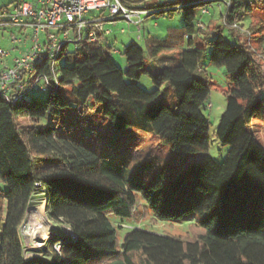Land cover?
<instances>
[{
    "label": "trees",
    "instance_id": "obj_1",
    "mask_svg": "<svg viewBox=\"0 0 264 264\" xmlns=\"http://www.w3.org/2000/svg\"><path fill=\"white\" fill-rule=\"evenodd\" d=\"M194 1H169L149 10L191 8ZM255 7L257 0H232L227 9L225 26L240 44L224 37L223 25L199 28L198 14L188 10L181 28L165 38L147 37L157 72L146 67V50L137 42L125 47L124 70L113 58V45L83 41L72 52L67 45L58 57L65 56L66 63L57 72L58 86L45 91L46 99L24 102L26 95L12 103L0 97V184L7 187L0 188L5 202L0 264H264V144L254 122L264 121V52L239 38L244 30L240 23L242 29L233 27L244 9ZM259 29L261 25L251 23L247 31ZM210 36L216 37L211 62L224 67L229 78L227 105L216 130L220 143L229 146L222 162L210 154V121L203 108L211 83L199 74ZM185 45L181 63L160 67L164 52ZM50 65L48 60L40 69L51 78ZM143 75L150 76L154 90L138 84ZM168 86L171 105L158 100ZM65 88L83 112L89 101L102 105L104 116L123 129V136L135 130L157 137L172 151L170 176L159 171L146 181L141 172L132 171L125 153L112 161L63 135L58 126L41 125L46 117L61 120L70 105ZM38 191L45 195L48 217L66 225L74 237L58 229L48 249L41 254L33 250L30 256L20 228ZM139 196L159 220L199 216L193 237L136 228L119 246L109 216L141 218Z\"/></svg>",
    "mask_w": 264,
    "mask_h": 264
},
{
    "label": "rangeland",
    "instance_id": "obj_2",
    "mask_svg": "<svg viewBox=\"0 0 264 264\" xmlns=\"http://www.w3.org/2000/svg\"><path fill=\"white\" fill-rule=\"evenodd\" d=\"M18 0H0V5H7L10 9L13 8ZM33 1V0H27ZM130 6V3H127ZM203 8H207L210 13L203 14L201 11ZM188 10H192L198 14L197 21H201L206 25L204 30H208L209 27H215L223 25V35L226 39L231 42H237L238 40L232 36L230 30L225 26V14L227 12V5L222 1H215L212 3H205L187 8L179 5L174 7L163 8L159 11L151 14L146 22L139 26L138 24L131 23L126 19H123L117 23V26H111L113 33L108 36L112 39L117 35L115 44L106 42L103 40V45H113V58L117 65L122 69L127 68L126 59L123 55L125 50V43H127L132 37H136L138 33L142 36L143 34L151 33L153 36L158 38H165L170 30L181 28L185 23V13ZM240 13L238 12V15ZM243 17L238 19V22L244 27V30H240L239 38L247 41L249 44L256 48L259 52H264V0H257V7L253 11L243 10ZM237 15V16H238ZM254 26L261 25V29L255 32L247 31L250 24ZM6 28L5 41H1L2 47L10 46V37L12 34H19L14 27L7 26L1 27ZM123 28L124 33L120 30ZM138 28H141L140 31ZM62 37V35H60ZM144 37V36H143ZM202 32L197 31L195 38L200 39ZM215 36H210L207 49L205 51V57L201 62L199 74L204 79H207L211 83V92L203 108L205 116L210 121V154L218 162L224 161L229 151V146H224L220 143L216 130L218 127L219 120L225 111L227 105L226 90L229 87V78L227 71L224 67H217L211 62V55L214 50ZM146 50V67L152 72H157L158 68L154 63L150 61L149 54L145 42L141 39L138 40ZM113 42V41H112ZM240 44V42H237ZM69 52L75 50V44L71 43L68 46ZM185 46L174 48L164 52L160 57V67L168 65H178L181 63L182 53ZM118 51L117 53L115 51ZM66 63L65 56L61 57L56 62L57 72L59 68ZM138 84L148 91L155 89L149 75H143L139 80ZM166 85L164 86V88ZM64 94L70 100V105L65 109L61 120L53 121L49 117L43 118L40 122L41 125H54L62 129V134L71 137L76 142H84L89 144L101 157H106L110 160H117L125 153L126 157L131 158L130 168L132 171L141 172L146 181L150 179L159 171H163L165 176H170L172 151L160 144L157 137L143 131L132 130L123 136V129L114 127L111 122L106 118L102 112V105L97 107L93 106V102L87 103L88 110L83 112L82 105L77 102L74 96L71 95L67 88L64 89ZM48 92L41 91L38 87L27 94L24 98V102L31 101L35 98L46 99ZM158 100L163 104L171 105L174 101L173 90L168 86L163 93L160 94ZM255 131L258 138L264 144V123L255 125ZM124 138V139H123ZM123 152V153H122ZM127 160V158H125ZM4 191L7 187L1 183L0 188ZM45 195L43 192L38 191L31 203L29 210L25 216V219L20 228V234L23 242L25 243L28 255H33L36 250L37 254H41L42 250L48 249L50 246V238L53 236L54 231L60 229L65 231L66 225L57 223L51 220L47 215L46 204L44 203ZM139 207L143 215L141 218H120L111 214L110 220L118 231V244H122L125 235L133 229H145L148 231L156 232L171 237H185L192 238L196 230V220L199 216H190L180 221H163L159 220L154 216L147 203L139 196L136 207ZM148 208V211L147 208ZM42 215H41V213ZM5 215V202L0 196V220ZM28 215H32L33 224L28 229ZM44 221V222H43ZM50 225L48 235L38 233V227ZM34 225V226H33ZM32 228V229H31ZM136 261H139V256L135 257Z\"/></svg>",
    "mask_w": 264,
    "mask_h": 264
},
{
    "label": "built area",
    "instance_id": "obj_3",
    "mask_svg": "<svg viewBox=\"0 0 264 264\" xmlns=\"http://www.w3.org/2000/svg\"><path fill=\"white\" fill-rule=\"evenodd\" d=\"M215 1L224 2L228 9L232 0H197L191 5ZM92 11L106 14L89 17ZM201 12L210 13L207 8ZM152 13L121 0H18L12 9L1 7L0 27H15L19 34L11 35L9 47L0 45V97L15 103L37 87L43 91L57 87L55 64L67 45L74 43L78 48L83 41L102 43L111 33L105 22L126 19L141 26ZM198 27L203 29L205 24L199 21ZM233 27L242 29L238 21ZM48 60L51 78L40 69ZM65 233L74 237L69 228Z\"/></svg>",
    "mask_w": 264,
    "mask_h": 264
},
{
    "label": "crops",
    "instance_id": "obj_4",
    "mask_svg": "<svg viewBox=\"0 0 264 264\" xmlns=\"http://www.w3.org/2000/svg\"><path fill=\"white\" fill-rule=\"evenodd\" d=\"M33 1H35V0H33ZM169 1H176V0H145L144 2H141V3H130V7H132V8H136V9H145V10H149L150 8L149 7H151V6H154V5H159V4H162V3H165V2H169ZM1 7H7V5H4V4H2V5H0V8ZM164 8H167V7H164ZM160 9H163V8H158V9H152L151 8V10H152V12H154V11H156V10H160ZM103 14H106V12H98V11H92L90 14H89V17H95V16H99V15H103ZM153 14V13H152ZM150 16V15H149ZM149 16H146L145 17V19H144V21H143V23H145L146 21L145 20H147V18L149 17ZM121 20H123V19H118L116 22H109V21H107V22H105V24H104V26L107 28V29H110L111 30V33L108 35V36H110L112 33H113V30H112V28H111V26H117V23L119 22V21H121ZM142 23V24H143ZM134 25H136V23L134 24ZM15 28V27H14ZM140 29L141 28H138V30L140 31ZM15 30L16 31H19L17 28H15ZM7 31H11V30H6V28H1L0 27V42L1 41H5V33H7ZM118 31H120L121 33H124L125 32V30L123 29V28H121L120 30H118ZM107 36V38H106V42H111V43H113V44H115L114 43V41L116 40V38H117V35L116 36H114L112 39H109V37ZM144 36V37H143ZM143 36L140 34V33H138L137 35H136V37H132L127 43H125L126 45L125 46H127L129 43H131V42H137V43H139L140 45H141V43L138 41V40H143L144 42H145V44H146V40H147V34L145 35V34H143ZM148 36H153L151 33H148ZM113 41V42H112ZM142 46V45H141ZM116 53L118 52L117 50L115 51ZM257 125L259 124V123H264V121H259V120H255L254 121ZM41 213V212H40ZM41 215H42V213H41Z\"/></svg>",
    "mask_w": 264,
    "mask_h": 264
},
{
    "label": "bare ground",
    "instance_id": "obj_5",
    "mask_svg": "<svg viewBox=\"0 0 264 264\" xmlns=\"http://www.w3.org/2000/svg\"><path fill=\"white\" fill-rule=\"evenodd\" d=\"M28 218H29V221H28V229H29L32 226V224H33V219L34 218L32 217V215H30V216L28 215ZM49 228H50V225L47 223L46 225H43V226L38 227V230L37 231H38V233H41L43 235H48Z\"/></svg>",
    "mask_w": 264,
    "mask_h": 264
}]
</instances>
